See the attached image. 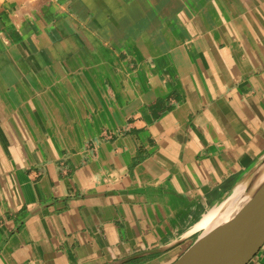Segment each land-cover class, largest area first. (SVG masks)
Listing matches in <instances>:
<instances>
[{
    "label": "crops",
    "instance_id": "1",
    "mask_svg": "<svg viewBox=\"0 0 264 264\" xmlns=\"http://www.w3.org/2000/svg\"><path fill=\"white\" fill-rule=\"evenodd\" d=\"M263 156L264 0H0V264H171Z\"/></svg>",
    "mask_w": 264,
    "mask_h": 264
},
{
    "label": "water",
    "instance_id": "2",
    "mask_svg": "<svg viewBox=\"0 0 264 264\" xmlns=\"http://www.w3.org/2000/svg\"><path fill=\"white\" fill-rule=\"evenodd\" d=\"M263 164L264 156L239 181L249 182L246 187L249 198L236 214L197 234L171 264H248L258 254L264 245V179L257 183L256 173ZM146 253L140 252L113 264Z\"/></svg>",
    "mask_w": 264,
    "mask_h": 264
},
{
    "label": "bare ground",
    "instance_id": "3",
    "mask_svg": "<svg viewBox=\"0 0 264 264\" xmlns=\"http://www.w3.org/2000/svg\"><path fill=\"white\" fill-rule=\"evenodd\" d=\"M256 179L257 183L264 179V164L258 169ZM247 182L248 181L238 182L230 191L224 192L222 200L211 206L199 216L197 224L195 226L193 225L195 229H192V232L195 231L199 234L210 230L220 222H224V220L226 221L235 215L237 210L242 207V203L249 198L248 193H246V187L249 184V182Z\"/></svg>",
    "mask_w": 264,
    "mask_h": 264
}]
</instances>
